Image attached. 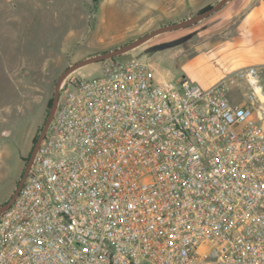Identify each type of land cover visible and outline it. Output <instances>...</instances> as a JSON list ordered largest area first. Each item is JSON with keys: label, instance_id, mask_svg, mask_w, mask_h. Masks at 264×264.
<instances>
[{"label": "built area", "instance_id": "built-area-1", "mask_svg": "<svg viewBox=\"0 0 264 264\" xmlns=\"http://www.w3.org/2000/svg\"><path fill=\"white\" fill-rule=\"evenodd\" d=\"M239 78L247 104L232 77L159 82L133 57L65 81L0 264H264V94L256 67Z\"/></svg>", "mask_w": 264, "mask_h": 264}, {"label": "rangeland", "instance_id": "rangeland-1", "mask_svg": "<svg viewBox=\"0 0 264 264\" xmlns=\"http://www.w3.org/2000/svg\"><path fill=\"white\" fill-rule=\"evenodd\" d=\"M219 1L0 0V206L18 186L49 115L56 80L68 67L125 46L161 26L179 23ZM232 9L230 0L199 23L155 36L117 58L133 57L145 63L155 77L179 82L190 76L186 70L191 63L186 62L206 56L210 48L205 43L219 40L222 31L234 25ZM207 64L192 74L206 71ZM102 65L103 61L72 72L60 90L69 79L97 77ZM214 66L219 69H208L212 73L206 83L232 77V104L249 103V85L239 78L245 67H256L264 94V68L251 60L234 70ZM260 101L254 105L264 117L262 97Z\"/></svg>", "mask_w": 264, "mask_h": 264}, {"label": "crops", "instance_id": "crops-1", "mask_svg": "<svg viewBox=\"0 0 264 264\" xmlns=\"http://www.w3.org/2000/svg\"><path fill=\"white\" fill-rule=\"evenodd\" d=\"M232 7L235 15L234 25L224 30V33L222 31L219 40L205 43L210 48L206 56L195 57L192 61L190 59L186 62L191 63L186 70L190 74L187 77L190 81L207 84L212 73L208 69H219L215 68L214 64L227 71L238 69V65L251 60L255 65L264 68V0H232ZM250 53L252 57L249 56ZM217 57L219 60L216 59ZM205 64H207L206 71L201 70L192 74L200 65ZM160 76L155 77L157 81H170L165 76ZM187 78L183 77V79Z\"/></svg>", "mask_w": 264, "mask_h": 264}, {"label": "water", "instance_id": "water-1", "mask_svg": "<svg viewBox=\"0 0 264 264\" xmlns=\"http://www.w3.org/2000/svg\"><path fill=\"white\" fill-rule=\"evenodd\" d=\"M229 1L230 0H220L216 5L212 6L211 8H209L203 12H199V13L195 14L194 16L187 18V19H185L179 23L161 26V27L147 33L146 35L132 41L131 43H129L125 46L119 47V48L114 49V50L109 51V52L102 53V54L97 55L95 57H91L88 59L81 60V61L71 65L70 67H68L56 80V85L54 87L53 100H52V105H51L49 115L45 121V124H44L38 138H37V141H36L35 146L32 150V153H31V156L28 160V163L24 169L23 175H22V177L18 183V186H17L15 192L13 193L11 199L7 203L0 206V213L2 211H4L8 207V205L12 202V200L15 198L16 194L18 193L22 183L24 182V180L27 176V172H28L29 166L31 164V161H32L34 155L36 154V151H37V149H38V147H39V145L43 139V136H44V134H45V132H46L51 120H52L53 114L55 112V109H56V106L58 103V98H59L60 85L67 78L68 75H70L72 72H74V71H76L82 67H85V66L97 63V62H101L104 60H108V59L115 58V57L121 56L123 54H126V53L130 52L131 50H133V49L139 47L140 45L144 44L145 42H147L148 40L152 39L155 36H158V35H161V34H164L167 32H171V31L184 29V28L190 27L192 25H195V24L199 23L200 21L209 17L211 14L220 10ZM180 42H181V40L177 41L176 43H171V44L175 45V44H178Z\"/></svg>", "mask_w": 264, "mask_h": 264}, {"label": "trees", "instance_id": "trees-1", "mask_svg": "<svg viewBox=\"0 0 264 264\" xmlns=\"http://www.w3.org/2000/svg\"><path fill=\"white\" fill-rule=\"evenodd\" d=\"M92 1H93V3L96 4L99 0H92ZM211 7H212V6H206L205 8L201 9L199 12H203V11H205V10L211 8ZM199 12H198V13H199ZM51 103H52V100L49 101V106H51Z\"/></svg>", "mask_w": 264, "mask_h": 264}, {"label": "bare ground", "instance_id": "bare-ground-1", "mask_svg": "<svg viewBox=\"0 0 264 264\" xmlns=\"http://www.w3.org/2000/svg\"><path fill=\"white\" fill-rule=\"evenodd\" d=\"M255 88H256V91H257L258 93H260L259 87L256 86ZM261 97H262V99L264 100V96L262 95Z\"/></svg>", "mask_w": 264, "mask_h": 264}, {"label": "flooded vegetation", "instance_id": "flooded-vegetation-1", "mask_svg": "<svg viewBox=\"0 0 264 264\" xmlns=\"http://www.w3.org/2000/svg\"><path fill=\"white\" fill-rule=\"evenodd\" d=\"M31 153H32V151H31ZM26 167V166H25Z\"/></svg>", "mask_w": 264, "mask_h": 264}]
</instances>
